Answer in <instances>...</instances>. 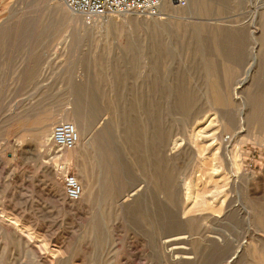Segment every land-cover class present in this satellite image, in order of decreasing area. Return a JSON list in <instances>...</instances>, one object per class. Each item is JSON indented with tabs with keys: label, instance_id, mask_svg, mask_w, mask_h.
<instances>
[{
	"label": "rangeland",
	"instance_id": "374dc122",
	"mask_svg": "<svg viewBox=\"0 0 264 264\" xmlns=\"http://www.w3.org/2000/svg\"><path fill=\"white\" fill-rule=\"evenodd\" d=\"M185 2L155 20L0 0V264H205L212 249L228 254L212 264H264V101L247 95L264 0ZM74 121L78 146L58 151L54 127Z\"/></svg>",
	"mask_w": 264,
	"mask_h": 264
},
{
	"label": "built area",
	"instance_id": "2783aa9c",
	"mask_svg": "<svg viewBox=\"0 0 264 264\" xmlns=\"http://www.w3.org/2000/svg\"><path fill=\"white\" fill-rule=\"evenodd\" d=\"M67 8L75 14L88 18L113 15L136 14L146 17H157L163 0H62ZM179 5H186L184 0H175ZM58 151L73 150L79 142L77 128L68 122L57 124L50 140ZM64 191L66 197L73 202L83 198L84 190L78 178L68 168L64 169Z\"/></svg>",
	"mask_w": 264,
	"mask_h": 264
},
{
	"label": "bare ground",
	"instance_id": "6f19581e",
	"mask_svg": "<svg viewBox=\"0 0 264 264\" xmlns=\"http://www.w3.org/2000/svg\"><path fill=\"white\" fill-rule=\"evenodd\" d=\"M184 1H186V0H184ZM193 1H194V4L196 3V1L197 0H187V3H188V7H187V9L186 10H188V11H190V9H191V7H192V5L194 6V4H193ZM200 1H203V2H205L206 4H207V2L209 1V0H200ZM173 3H176L175 2V0H173ZM177 4V3H176ZM181 8H182V5H179V6H175V5H172L171 4V0H163L162 1V4H161V6H160V10H161V13H159V17L157 16V18H153V19H155V20H161L162 19V16L165 14L166 16H167V18H170V19H173L174 18V16H173V14L174 13H176V14H180V13H182V11L180 12V10H181ZM178 12V13H177ZM235 38H232L231 40L230 39H226L225 41L226 42H235ZM229 42V43H230ZM238 44V43H237ZM224 46V45H223ZM223 46L221 47V51H223ZM228 54H231L230 56H228ZM223 56H226V57H228L229 58V60L230 61H234V63H235V65L237 64L236 62H239V60H240V53L238 52V51H236L235 49H233V50H231L230 51V53L229 52H224V55ZM237 57H239V58H237ZM264 62V61H263ZM38 67V63H35L33 66H32V69L33 70H35L36 68ZM181 98V97H180ZM183 100L185 101V102H187L188 101V99H186V97H183ZM187 107H189L188 105L186 106V108ZM157 109V108H156ZM154 118L156 119L155 121H156V123H157V127L159 128V130L161 131V136L163 137V140H164V148H163V150H164V152L166 153L167 152V150L169 149V141H170V139H171V134H170V132H167V130H164L163 129V127L162 126H160V123H161V120H162V112H160V111H157V112H154ZM162 124V123H161ZM73 125L77 128V131H78V133H79V138H80V140H81V137H82V135H81V133H80V131H79V129H78V127H77V123L74 121L73 122ZM163 129V130H162ZM158 133H160V132H158ZM50 140H51V138H50ZM86 144V143H85ZM70 151H72V150H70ZM158 154H160V153H158ZM158 154H154V155H158ZM104 163H105V167L106 168H108L107 169V173H106V175L104 174V177H102V181H99V180H97V181H90L89 182V184H90V186H91V194H92V196L93 197H99V196H103L104 194H106L107 193V191H106V181H109V179H110V176L112 175L111 174V170H110V168H112V165H111V161H110V159H107L106 161H103ZM101 164H102V162H101ZM158 164V163H157ZM166 165V164H165ZM86 168V167H85ZM165 168H167V167H165ZM165 172V174H166V170L164 171ZM169 174H168V177H171L172 176V173L171 172H168ZM155 177L156 178H158V176H157V174L155 175ZM167 177V178H168ZM163 182V181H162ZM97 183H99V187H96V185H97ZM164 186V185H163ZM166 190V189H165ZM164 190V191H165ZM167 191V190H166ZM169 191V190H168ZM168 195H169V193H167ZM166 194V195H167ZM73 202V201H72ZM169 221H172L171 219H169ZM261 223H260V226L261 227H264V220H261L260 221ZM191 225H190V227L192 228V230H194L195 232H196V226H195V224H194V222L192 223H190ZM94 227H95V230H97V231H99L100 229H101V226H99L98 224L97 225H93ZM198 231V230H197ZM193 252H194V250H193ZM196 251L194 252V254H192V253H188V254H186V256H183V255H185L184 253H182V255L180 256V257H177L176 259L177 260H185V261H191V260H193L194 259V257L196 256ZM194 255V257H192V255ZM227 255L228 254H224V252H219L218 250H216V249H212V250H210L209 251V253H206L203 257V261H204V263L205 264H212V263H215L216 261H221V260H225L226 258H227ZM181 262V261H180ZM255 263H256V261H255ZM258 264H260V263H258Z\"/></svg>",
	"mask_w": 264,
	"mask_h": 264
},
{
	"label": "crops",
	"instance_id": "0c3cea01",
	"mask_svg": "<svg viewBox=\"0 0 264 264\" xmlns=\"http://www.w3.org/2000/svg\"><path fill=\"white\" fill-rule=\"evenodd\" d=\"M252 74L249 81L252 78ZM249 81L247 82V85L249 84ZM247 95L249 100L254 103V107H262L261 103L264 101V71L262 69H260V72H255L252 82L247 90Z\"/></svg>",
	"mask_w": 264,
	"mask_h": 264
}]
</instances>
